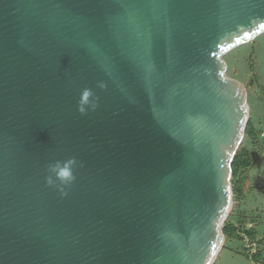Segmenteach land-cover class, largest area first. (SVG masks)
<instances>
[{
    "label": "water",
    "instance_id": "95a60500",
    "mask_svg": "<svg viewBox=\"0 0 264 264\" xmlns=\"http://www.w3.org/2000/svg\"><path fill=\"white\" fill-rule=\"evenodd\" d=\"M263 34L264 0H0V264H217Z\"/></svg>",
    "mask_w": 264,
    "mask_h": 264
},
{
    "label": "rangeland",
    "instance_id": "374dc122",
    "mask_svg": "<svg viewBox=\"0 0 264 264\" xmlns=\"http://www.w3.org/2000/svg\"><path fill=\"white\" fill-rule=\"evenodd\" d=\"M226 62L230 77L248 91V130L253 135L246 134L240 151L254 161L250 167H240L233 179L228 224L236 231L226 235L217 264H264V34L229 53Z\"/></svg>",
    "mask_w": 264,
    "mask_h": 264
},
{
    "label": "clouds",
    "instance_id": "9594fccd",
    "mask_svg": "<svg viewBox=\"0 0 264 264\" xmlns=\"http://www.w3.org/2000/svg\"><path fill=\"white\" fill-rule=\"evenodd\" d=\"M98 87L103 89L105 85L100 83ZM97 101L98 97L94 96L91 89L86 88L81 92L77 110L81 115L87 114L90 110L94 111L97 107ZM77 165L78 161L75 157L50 163L47 167L48 174L45 177L46 185L55 188L62 197L66 196V188L75 182V168Z\"/></svg>",
    "mask_w": 264,
    "mask_h": 264
},
{
    "label": "trees",
    "instance_id": "16d2710c",
    "mask_svg": "<svg viewBox=\"0 0 264 264\" xmlns=\"http://www.w3.org/2000/svg\"><path fill=\"white\" fill-rule=\"evenodd\" d=\"M247 133L249 135H253V130L249 129L247 131ZM253 161H254L253 157H250V158L248 157L247 158V155H245L244 153H242V151L239 150V152H238V154L236 156V159H235V161L233 163L234 177L236 178L238 170H239L240 167H242L243 165H245L246 167H250L251 164L253 163ZM235 231H236V228L233 225L226 224V227L224 229L225 236L226 235L232 236V235H234Z\"/></svg>",
    "mask_w": 264,
    "mask_h": 264
}]
</instances>
